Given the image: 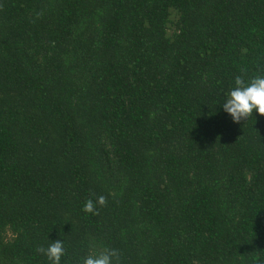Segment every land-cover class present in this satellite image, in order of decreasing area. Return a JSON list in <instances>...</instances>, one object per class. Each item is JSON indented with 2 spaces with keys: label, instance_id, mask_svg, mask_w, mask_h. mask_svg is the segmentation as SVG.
Wrapping results in <instances>:
<instances>
[{
  "label": "trees",
  "instance_id": "1",
  "mask_svg": "<svg viewBox=\"0 0 264 264\" xmlns=\"http://www.w3.org/2000/svg\"><path fill=\"white\" fill-rule=\"evenodd\" d=\"M237 75H264V0H0V264H264Z\"/></svg>",
  "mask_w": 264,
  "mask_h": 264
},
{
  "label": "clouds",
  "instance_id": "2",
  "mask_svg": "<svg viewBox=\"0 0 264 264\" xmlns=\"http://www.w3.org/2000/svg\"><path fill=\"white\" fill-rule=\"evenodd\" d=\"M223 109L228 113L233 122L240 123L247 120L253 112H258L264 116V75L253 77L246 83L241 75L235 77V87L227 94V99L223 104ZM107 204V197L99 195L95 203L91 198L84 202L82 210L85 213L99 215L100 207ZM38 253L45 255L51 264H60L61 257L65 255L63 241L51 242L47 248L41 246L36 249ZM120 264V253L117 249H105L98 254L88 255L82 259V264Z\"/></svg>",
  "mask_w": 264,
  "mask_h": 264
}]
</instances>
